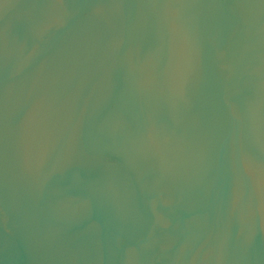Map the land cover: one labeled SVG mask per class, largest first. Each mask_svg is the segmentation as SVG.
I'll return each instance as SVG.
<instances>
[{"label": "water", "instance_id": "95a60500", "mask_svg": "<svg viewBox=\"0 0 264 264\" xmlns=\"http://www.w3.org/2000/svg\"><path fill=\"white\" fill-rule=\"evenodd\" d=\"M0 264H264V0H0Z\"/></svg>", "mask_w": 264, "mask_h": 264}]
</instances>
